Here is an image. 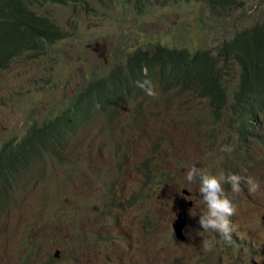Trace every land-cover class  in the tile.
Listing matches in <instances>:
<instances>
[{
	"label": "rangeland",
	"instance_id": "374dc122",
	"mask_svg": "<svg viewBox=\"0 0 264 264\" xmlns=\"http://www.w3.org/2000/svg\"><path fill=\"white\" fill-rule=\"evenodd\" d=\"M150 1L152 3L140 5L134 0H112L108 9L100 8L97 0H89L92 8L85 9L31 5L30 8L47 16L68 36L54 45L43 46L35 57L18 56L0 69V145L19 138L23 124L32 120L39 123L56 116L67 98L84 85L87 78L120 63L134 47L147 48L159 43L193 50L217 44L223 37H229L233 29L264 20V0H243L241 7L229 15L215 16L202 2L160 5L159 0L155 4ZM140 36L145 37L136 42ZM119 104L112 118L99 115L86 130L77 132L78 145L72 163H59L45 157L34 165L38 186L30 192L27 187L20 190L18 186L14 194H10L9 201L17 192L22 200L9 208V228L5 215H0V264H19L21 250L12 235L21 231L30 240L42 237L43 232L50 235L43 236L37 243L35 259L40 264H117L112 261L117 253L121 264H169L161 251L170 200L156 199L159 189L164 183L171 189L181 190L186 172L192 166L219 171L222 157L219 147L226 135L209 136L207 129L198 127L206 118V106L187 94L149 97L140 93ZM104 122L110 124L105 134L99 130ZM115 136L126 140L121 148L124 160L114 176H110L114 167H107L113 163L107 138ZM115 143L111 141L110 147L116 153ZM115 158L118 160V155ZM144 162L149 164V177L164 173L160 184L144 188L147 175ZM257 178L260 188L255 194L248 192L246 184H241L240 193L228 189L237 208V235H244L242 227L256 231L252 249L244 247L237 251L194 233L182 246H174L172 253L181 247L190 248L198 262L203 263L202 241L209 240L214 245L211 250L215 255L214 264H264L260 253L264 222L257 219L264 205V173H257ZM26 179L21 177L16 184L22 185ZM189 188L193 193L195 185ZM138 194L143 195L137 203L146 204L149 223L145 221L143 210L130 211L136 203L133 198ZM69 205L67 218H63L58 211ZM87 207H90L87 221L82 224ZM53 220L65 226V234ZM135 224L141 229L128 236L133 247L123 248L128 247V243L121 242L118 228ZM150 230L154 232L152 238L148 236ZM55 234H59L58 237ZM80 234V239L72 240ZM17 237L23 240L22 236ZM55 250L59 251L57 259L51 255ZM112 250L113 253L108 254ZM250 250H253L252 258ZM188 256L186 252L184 258ZM193 263L191 260L189 264ZM172 264H184V260Z\"/></svg>",
	"mask_w": 264,
	"mask_h": 264
},
{
	"label": "clouds",
	"instance_id": "9594fccd",
	"mask_svg": "<svg viewBox=\"0 0 264 264\" xmlns=\"http://www.w3.org/2000/svg\"><path fill=\"white\" fill-rule=\"evenodd\" d=\"M87 3V7L92 8L89 5V0H87ZM103 4H108V8H110L112 5V0L109 2L103 0ZM28 6L30 7L31 5ZM98 6L103 9H108L104 8L101 2L98 3ZM234 10L224 14L229 15ZM211 15L215 16V14ZM240 28L242 27L233 29L229 37H223L217 42V44L202 45L199 48L193 50L185 47L189 50L191 55H189L182 63L179 71L177 72L176 83L169 88L162 89L158 82L153 79V77L160 78L159 67L164 58L162 53L155 54L148 61H140L133 65L124 64L122 66L120 76L122 82L121 84L119 83L118 91L113 97H109L107 102L103 100V94H105V92L96 85L100 95L99 107L101 108L104 106L102 109L96 108V106L95 109H92L94 106L93 104L70 106V111L64 116L62 123L57 129H55L48 141L49 150L52 155H45L41 157L40 160H38V149L36 145L27 140L18 151L23 157L21 165L16 166L11 161L14 150L6 144V142L9 140L4 141L0 145V215H5L4 221L5 224H9L8 228L10 227L11 218L9 208L10 206L13 207L17 201L22 200V197H18V192L12 201H9V196L10 194H14L12 192L18 186L20 190L23 187H27V192H30L38 186L34 168L36 162L42 161L45 157H49L59 163H72V158L75 156L74 149L78 145V140L76 139L77 132L80 130H86L88 128V124L99 115H107L109 118H112L120 106V101L129 100L140 93L149 97H156L157 95L160 96L168 93H181L187 94L204 102L206 106V118L202 120L200 124H198V127L200 129H207L209 136H214L220 133L225 134L226 139L220 144L219 147L220 151L222 152V157L219 160L221 164L219 171L205 170L196 166H192L186 172V177H184L181 190L176 188L171 189L167 187V184L164 183L159 189L156 199L166 198L170 200L168 204L170 213L166 222V232L163 236L164 246L163 250L161 251V256L165 258L169 264L178 262L181 259L184 260V264H189L191 260H193V264H214L215 255L214 252L211 251L214 245L211 241H218L224 246L235 248L237 251L244 247L252 249L253 242L257 237L256 231L250 227H242L241 231L244 233V235L241 237L237 235L235 228L237 208L235 200L231 197L228 189H231L233 193H240L242 191L241 184H246L248 187V192L250 194H255L260 188L257 173L261 172L259 169L253 170L251 174L247 176H240L231 172V169L234 167L235 163L233 161H226L224 152L232 151L229 146H226V141L229 140L228 135L230 134V129L227 126L229 124V120L239 121L245 124H256L261 121L264 114V87L258 93H253L246 89L236 87L235 66L232 68L234 75H232L228 83L226 81V75L221 61L219 60L217 54V48L221 41L229 39L233 33ZM65 34L67 37L68 33L66 31ZM44 46L48 45L45 44ZM162 46L166 47L165 45ZM148 69H151L152 73H150ZM109 70L98 73L95 75V77L100 74H104ZM205 71H211L214 73L218 77V81L214 84L198 83L192 78L194 75L203 73ZM90 78H87V82L90 81ZM123 88L128 91V96L125 99H121L118 96L119 91ZM127 125H131V122H127ZM262 127L264 132V124ZM99 130H102L104 134L108 133L110 130L109 122L102 123L99 127ZM19 138L13 141L17 142ZM10 141L12 144L16 143L12 140ZM111 141L116 142V153L112 151L110 147ZM125 143L126 140L119 136L107 138V145L111 152V160L113 162L107 167H114V170L109 174L110 176H114L117 168L124 160V153L122 152L121 148ZM252 151L257 153L260 151V149L257 146H254ZM86 155L89 154H85L84 156ZM115 155H118V160H116ZM67 157L69 158L66 159ZM143 169L147 174L145 176V189H147L150 184H160L159 180L164 175V173L159 175L154 174L153 177H149L147 173L149 172V164L147 162H144ZM252 174L256 176V179L252 177ZM21 177H27L26 181L22 185L16 184L17 180ZM191 184L195 185L193 193L189 188ZM142 196V194H138V196L133 198L136 200V203L132 204L130 211L136 212L143 210L145 221L149 223L150 216L146 212V204L137 203L141 201ZM71 205L62 211H58V214L63 218H67ZM89 209L90 207H87L85 219L82 224H85L87 221V213ZM257 219L259 222H264V205L260 207L257 213ZM52 222H57L65 234L66 228L64 225H62V223L56 220H53ZM140 229L141 228L138 224H135L129 228H118L121 242L127 241L128 243V247L122 246L123 248L133 247V244L129 241L128 236L139 233ZM153 233V230H150L148 236L152 238ZM194 233L202 234L211 240L202 241L201 248L205 251L203 263L198 262L197 255L194 254L190 248L184 249L181 247L176 250L175 254L172 253L174 246H182L186 243V241L189 240V236ZM45 235L48 237L50 236L48 233L43 232L42 237ZM58 235L59 234H55L54 236L58 237ZM81 235L82 234L72 240L77 241L81 238ZM12 236L17 239L18 246L21 250L19 264H40L35 259V252L37 243L42 241V237L30 240L28 237L24 236L23 231ZM17 236H22L23 240ZM101 238L107 239L108 237L101 236ZM165 238H167V241ZM261 247L260 253L264 258V243L261 245ZM113 251L114 250L109 251L108 254L113 253ZM250 251V258H252V256H254L253 250ZM55 252L57 253L56 255H54ZM186 252L189 254V256L184 258V254ZM51 255L54 259H57L59 251L55 250ZM107 255L106 259H108ZM28 256L30 259H28ZM112 261H117V264H121L122 259L119 253L113 257Z\"/></svg>",
	"mask_w": 264,
	"mask_h": 264
},
{
	"label": "trees",
	"instance_id": "16d2710c",
	"mask_svg": "<svg viewBox=\"0 0 264 264\" xmlns=\"http://www.w3.org/2000/svg\"><path fill=\"white\" fill-rule=\"evenodd\" d=\"M98 1L104 8H108L109 5L103 4V0ZM109 1L106 0V2ZM180 1L184 4L205 3L211 14L215 15L228 13L241 7L243 2V0H159V4L167 5ZM134 2L140 5L152 3L150 0H134ZM155 3H158L157 0H153V4ZM42 4L79 6L83 9L88 5L87 0H0V69L5 68L11 60L18 56L31 55L35 57L34 54L42 51L44 43L50 46L66 37L65 32L61 31L48 17L37 14L34 9L28 6ZM144 37L140 36L136 42L141 41ZM145 47H134L122 58L123 63L122 61L114 63L109 71L90 78L89 82L80 87L70 98H67L64 106L53 118L39 124L35 120L23 124L19 140L13 141L16 142L15 144H12L10 140L6 142L14 150L11 158L12 163L16 166L21 165L23 157L18 151L27 140L36 145L38 160L45 155H52L48 141L55 129L62 123L64 116L70 111V106L93 104L92 109H95V106L102 109L104 106L99 107L100 95L97 87L105 92L103 100L107 102L109 97H113L118 91L119 83L122 82L120 76L124 64L133 65L140 61H148L155 54L162 53L164 58L159 67L160 78L153 77V79L162 89L172 87L177 81V72L182 63L191 55L189 50L185 47H164L158 43ZM217 54L228 83L234 75L232 68L235 66V86L258 93L264 87V20L255 21L236 30L229 39L221 41L217 48ZM148 71L152 73L151 69ZM192 78L198 83L214 84L218 81V77L211 71L194 75ZM118 96L125 99L128 96V91L123 88L119 91ZM263 124L264 114L261 121L256 124L229 120L227 126L230 129V134L226 146H229L232 151L224 153L226 161L235 163L231 172L247 176L253 170L259 169L261 173H264ZM254 146H257L260 151L254 153L252 151ZM252 177L256 179L254 174ZM28 259H30L29 256Z\"/></svg>",
	"mask_w": 264,
	"mask_h": 264
},
{
	"label": "water",
	"instance_id": "95a60500",
	"mask_svg": "<svg viewBox=\"0 0 264 264\" xmlns=\"http://www.w3.org/2000/svg\"><path fill=\"white\" fill-rule=\"evenodd\" d=\"M57 253L55 252L54 255H56Z\"/></svg>",
	"mask_w": 264,
	"mask_h": 264
}]
</instances>
